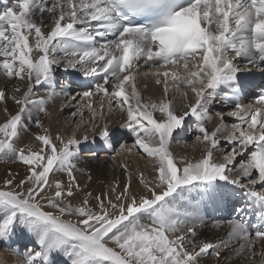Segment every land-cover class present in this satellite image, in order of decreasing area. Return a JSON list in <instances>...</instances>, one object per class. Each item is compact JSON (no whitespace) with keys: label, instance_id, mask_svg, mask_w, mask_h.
<instances>
[{"label":"snow or ice","instance_id":"6c2138e0","mask_svg":"<svg viewBox=\"0 0 264 264\" xmlns=\"http://www.w3.org/2000/svg\"><path fill=\"white\" fill-rule=\"evenodd\" d=\"M0 5V70L27 83L11 96L0 90V159L26 166L18 182L10 173L0 186V242L11 241L18 230L29 236L23 254L9 245L17 264H55L56 256L65 264H200L207 255L217 264L230 258L264 264V214L250 224L243 207L233 205L232 214L213 221L225 238L196 242L206 203L220 206L225 192L238 189L264 208V84L255 85L260 89L255 104L236 102L228 112L238 120L231 130L222 111L215 113L220 123L209 130V106L216 101L206 97V90L221 87L229 99L238 95L237 58L264 72V0H0ZM45 14L51 17L47 26ZM62 62L96 80L80 98L106 100L109 109L115 101L126 114L121 128L153 166L151 179L140 174V192L133 194L126 184L119 193L112 189L115 200L95 196V209L87 198L73 203L81 191L75 176L81 141L74 134L53 138L39 118L56 95L77 100L70 81L55 91ZM142 65H172L184 74L155 73L164 77L156 80L164 85L163 98L145 102L135 84ZM170 83L183 89V101L189 92L194 100L173 104ZM44 85L47 97H37L34 88ZM9 99L17 106L14 113ZM88 107L99 140L112 148L107 120L95 126V117L105 116L104 104L99 112ZM188 118L195 119L201 154L178 159L171 144ZM33 123L42 130L34 134L38 144L18 147ZM222 141L227 148L221 149ZM56 174L67 176V183L53 180Z\"/></svg>","mask_w":264,"mask_h":264},{"label":"bare ground","instance_id":"6f19581e","mask_svg":"<svg viewBox=\"0 0 264 264\" xmlns=\"http://www.w3.org/2000/svg\"><path fill=\"white\" fill-rule=\"evenodd\" d=\"M8 2L10 4L13 0H8ZM0 7H2V5H0ZM36 19L37 22H39V16H37ZM43 23L45 26L49 25L51 23V17L45 14ZM44 30L48 31L49 29L45 27ZM31 40L32 38H30V42ZM189 62L191 63L192 61L190 60ZM235 63L239 69L238 77L241 84V91H245V97L243 99L239 98L238 102L245 106L253 105L255 104L253 98L259 92V88L255 87V85L264 84V72L259 68L248 66L247 61L243 58H237ZM182 70V68H177L172 65L165 67H148L142 65L137 70L138 74H136V76L139 77L141 81L140 84L137 82L138 86L136 85V87L142 95L143 100L145 102H159L160 99L163 98L164 85L162 83L157 84L156 80L157 78L163 80L164 77L163 75L157 77L154 75L155 73L162 74L166 71L172 73ZM180 74L183 75L184 72H180ZM252 79L255 80V83L251 82ZM55 80V91L57 93L60 92V84L70 81L72 85V96H76L77 100L73 102L71 96L68 99H64L61 95L54 96L47 101V113H42L40 119L44 128L49 130L53 138H55L57 134L65 138L74 134L76 138L81 141V150L77 160V169L75 171L76 180L79 182L81 191L77 193L73 203H79L81 200L87 198L93 209H95V196L104 194L111 196L112 199L115 200L112 189L115 188L116 192L119 193L124 190L126 184H130L133 194L140 192L142 190L139 184L140 174L143 173L145 179H151L153 175V166L149 159L143 158L142 155L137 152L136 147L133 146L134 138L131 137L130 133L121 128L126 114L121 112L115 101L112 102V107L109 109L106 100L97 97L87 99L80 98V94L83 91L88 90L90 86L94 88L96 80L92 77L85 78L78 69L66 68L65 64L62 62L56 69ZM244 84H248L251 88L245 89ZM16 87H19L22 91L26 90L27 83L14 78L9 79L4 76L2 70H0V90L6 91L8 95L11 96ZM47 88V85L42 87L38 86L34 88L38 89V91H34V93L37 97H47ZM109 90H111L110 85ZM181 91H183V89H181ZM181 91H177L170 83L168 98L173 104L180 105L184 102L191 103L194 100V97L189 92L187 101H183ZM228 95V90L223 87L206 90V97L214 98L216 101L209 106V112L213 116L211 123L208 124L209 130H212L220 123L219 117L215 115L217 111H222L224 113V123L229 125V130H231L230 126L232 123L238 122L235 117L228 116V112L235 110V103L231 98H228ZM11 102L12 100L9 99L8 103ZM101 103L104 104L105 116L101 118L97 115L95 117V126L98 127L103 125L105 119L107 120L108 129L112 134V148H108L99 140L98 133L94 130L93 110L88 107V105L91 104L96 111L99 112ZM3 108L4 105L0 103V121L3 119ZM184 127V131L181 135H175L171 144V150L178 159L181 157L190 159L199 158L202 146L197 145L195 142V119H186ZM41 131V129H38L32 130L30 133H24L26 136L23 134V140L20 143L24 146L27 142H33V147H36L38 142H34V134ZM85 136L88 137L86 141L84 140ZM221 144H224L221 149L228 147L223 141ZM122 145H127L131 150H125ZM219 155L220 152L218 157ZM238 161L239 157L237 158V163ZM7 167L8 166L3 168V173L8 172L14 174L15 172H26V166L23 164H15L14 168L10 167V169ZM235 174V172L232 173L233 176ZM24 175L20 176V178H23ZM52 179H61L67 183L68 177L63 174H56ZM0 186H2V184H0ZM228 187L231 188L232 186L229 185ZM257 190H260L259 186ZM224 201L225 202L218 207H214L211 202L206 203L205 211L202 213L205 224L197 229V243L205 240L216 242L221 238H225V231L213 228L212 223L214 220L226 218L232 214L229 210L233 205L245 209V217L250 224L258 223V214H264V208L254 203L238 189L235 192H225ZM28 240V234L18 230L11 241L0 242V262H2V264H17V256L14 255L12 251H9V245H11L12 249H18L19 252L23 254L25 250L24 246L28 243ZM224 255L227 256L228 254L224 253ZM55 264L63 263L55 261ZM200 264H217V261L215 257L207 255L200 258ZM220 264H243V261L237 262L235 258H230L221 260Z\"/></svg>","mask_w":264,"mask_h":264},{"label":"rangeland","instance_id":"374dc122","mask_svg":"<svg viewBox=\"0 0 264 264\" xmlns=\"http://www.w3.org/2000/svg\"><path fill=\"white\" fill-rule=\"evenodd\" d=\"M179 72H184L183 70L182 71H179ZM137 78H138V80H137ZM135 81H136V85L139 83L140 84V78L139 77H135ZM138 82V83H137ZM138 86V85H137ZM34 91H38V89H34ZM8 109H9V111H11V112H15L16 110H17V106L13 103V102H11V103H8ZM41 115H42V113L39 115V118H41ZM212 115V114H211ZM35 117H36V113H35V111H33V119H35ZM213 117V116H212ZM25 119H27V116H25ZM193 122V121H192ZM185 128V127H184ZM186 128H187V124H186ZM39 128H37L36 126H35V124L33 123L32 125H31V128H30V131L29 132H27V133H30V132H32V130H38ZM185 131H186V129H185ZM25 135V134H24ZM26 136V135H25ZM119 145V144H118ZM223 145L224 144H221V147H223ZM18 147H23V144H21L20 142L18 143V145H17ZM218 154H219V151L216 153V155H217V157H218ZM15 164H22V163H19V162H14L12 159H0V184H3V181H4V179L10 174V173H3L2 172V170H3V168H6V166H8L7 168L8 169H10V167H13L14 168V166H15ZM25 174V172H15L13 175H15L16 176V180H17V182L19 181V179H21L20 178V176H22V175H24ZM55 261L56 262H62L63 264H65V258L64 257H62V256H56L55 257Z\"/></svg>","mask_w":264,"mask_h":264}]
</instances>
